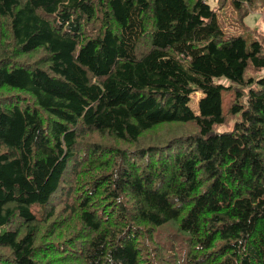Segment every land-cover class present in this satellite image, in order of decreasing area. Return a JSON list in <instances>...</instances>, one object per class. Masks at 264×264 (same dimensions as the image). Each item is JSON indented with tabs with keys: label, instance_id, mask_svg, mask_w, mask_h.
<instances>
[{
	"label": "trees",
	"instance_id": "trees-1",
	"mask_svg": "<svg viewBox=\"0 0 264 264\" xmlns=\"http://www.w3.org/2000/svg\"><path fill=\"white\" fill-rule=\"evenodd\" d=\"M216 2L0 0V264H264V0Z\"/></svg>",
	"mask_w": 264,
	"mask_h": 264
},
{
	"label": "rangeland",
	"instance_id": "rangeland-1",
	"mask_svg": "<svg viewBox=\"0 0 264 264\" xmlns=\"http://www.w3.org/2000/svg\"><path fill=\"white\" fill-rule=\"evenodd\" d=\"M207 2L210 6L217 5L216 0H207ZM244 21L246 25H248L249 27H252V26L257 27L258 29L264 32V13L254 12L252 14H249L244 19ZM218 22L220 24V27L223 30L225 37L232 36V35H238L243 32V29L236 22L235 11L229 3L222 4V9L218 15ZM219 82L224 83L223 80H220ZM230 93H231L230 90H223L221 93L223 109L226 108V105L228 103L227 99ZM201 96H202V93L197 92L190 97V100L188 102L189 107L195 113L198 112V101L201 98Z\"/></svg>",
	"mask_w": 264,
	"mask_h": 264
},
{
	"label": "bare ground",
	"instance_id": "bare-ground-1",
	"mask_svg": "<svg viewBox=\"0 0 264 264\" xmlns=\"http://www.w3.org/2000/svg\"><path fill=\"white\" fill-rule=\"evenodd\" d=\"M114 214V213H113Z\"/></svg>",
	"mask_w": 264,
	"mask_h": 264
}]
</instances>
